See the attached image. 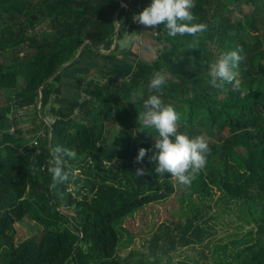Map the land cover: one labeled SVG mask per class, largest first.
<instances>
[{
  "label": "trees",
  "instance_id": "16d2710c",
  "mask_svg": "<svg viewBox=\"0 0 264 264\" xmlns=\"http://www.w3.org/2000/svg\"><path fill=\"white\" fill-rule=\"evenodd\" d=\"M124 1L128 11L118 0H0V135L12 131L8 143L0 142V264H161L164 256L169 263L178 248L208 241L214 218L208 201L223 204V212L245 228L210 249L213 264H264V0H195L193 22L207 25L197 48L189 47L196 38L170 37L160 24L155 57L134 61L121 42L127 34L137 36L142 25L133 16L151 0ZM85 41L90 44L75 59ZM237 46L246 61L228 91L220 92L208 83V64ZM93 56L106 65L91 77L90 69L77 66ZM124 57L127 65L120 63ZM124 66L129 71L119 78ZM156 71L172 75L153 93L148 85ZM62 74L73 75L78 92L67 110L56 105ZM151 94L180 113L178 133L208 141L206 167L190 187L168 173L156 175L148 162L158 133L142 127L137 116ZM30 108L33 129L25 130L11 114ZM46 115L52 120L46 122ZM25 131L37 135L26 142ZM57 145L77 157L65 165L69 182L53 190L47 168ZM140 148L149 151L136 163ZM138 168L148 174L137 177ZM172 195L181 198L184 222L159 226L146 254L130 251L120 258L123 222ZM25 218L37 230L15 242L14 225Z\"/></svg>",
  "mask_w": 264,
  "mask_h": 264
},
{
  "label": "clouds",
  "instance_id": "9594fccd",
  "mask_svg": "<svg viewBox=\"0 0 264 264\" xmlns=\"http://www.w3.org/2000/svg\"><path fill=\"white\" fill-rule=\"evenodd\" d=\"M194 7L195 0H151L150 5L133 16V21L145 27L164 24L170 37L186 34L192 36L196 39L189 47L196 49L198 37L207 31V25L193 22L197 19L192 12ZM133 33L127 34L129 44L133 42ZM243 53V48L237 46L235 50L221 52L214 62L208 64V83L212 88L220 92L228 91L227 85L236 81L240 65L246 61V54ZM166 82L164 74L160 71L153 72L148 89L153 93L159 92ZM143 107L144 111L138 113L137 122L142 127L152 128L158 133L154 138L155 143L148 162L155 165L156 175L163 176L168 173L178 184L190 187L197 175L206 167L207 156L210 153L207 139L203 135L189 137L187 134L178 133L180 113L172 105L166 104L160 95H149L144 100ZM148 151L140 148L135 162L141 163ZM50 153L52 159L49 161L47 171L52 181L50 188L55 190L58 185L69 182L72 173L66 170L65 165L68 160L76 159L77 153L62 145L52 147ZM147 174L143 168L136 169L137 177ZM57 194L63 198V193Z\"/></svg>",
  "mask_w": 264,
  "mask_h": 264
},
{
  "label": "rangeland",
  "instance_id": "374dc122",
  "mask_svg": "<svg viewBox=\"0 0 264 264\" xmlns=\"http://www.w3.org/2000/svg\"><path fill=\"white\" fill-rule=\"evenodd\" d=\"M154 28L155 27H145L142 25L138 30L139 33L137 34V36L133 34V38H135L136 40L135 42L129 44L127 43V38H124L122 40L121 49L124 47L126 49L129 48V61H134L137 58H141L143 60H151L155 57V52L157 51L159 46L154 41ZM113 46L114 44H112L111 49L113 48ZM101 52L107 53L109 52V50H102ZM83 61H81L77 67L78 69H90L89 75L91 77H94L95 73H93V71L100 69L102 63L106 65V62H102L99 57L94 58V56L92 57L91 66H84ZM120 63H124V61ZM107 65L110 64L107 63ZM113 65V67L110 65L111 69L113 71H117L115 64ZM71 70L74 71V68H70V70H68V73H71ZM128 71L129 67L123 68L122 71H118V77H125V74H127ZM169 72L166 71L164 73L166 78L171 77L172 72ZM79 74V72H76L73 75L78 76ZM72 76L67 74H62L61 76V87L64 92L62 93L63 96L60 97L58 101H56V105L59 104L64 109H67V103L69 101H74L78 98L77 90H75L73 81L74 79L72 78ZM4 95L5 93L0 91V103L3 101ZM13 114L18 118L20 127L25 130L28 128L33 129V125H31L33 110L31 108L29 110L19 109L12 113L11 116H13ZM49 118V115L45 116V121H48ZM116 129L117 126H113V128H110V134L113 135ZM11 132L12 131H10L9 133ZM9 133L1 134L0 142L8 143L7 140H9L11 137ZM38 134H40V132ZM36 135L37 134L25 131L24 140L26 142H30L32 141L31 139ZM177 197L178 196L176 195H172L169 199L163 202L150 204L147 207L140 209L139 211L134 213L133 216L123 222V230L121 231L122 239L119 242L120 245L117 251V254L120 258L126 257L130 251H136L146 254L149 238L154 232L158 231L157 229L159 226L165 223H174L176 221L184 222V205L180 202L181 198ZM213 199L215 200L216 196ZM208 203L211 206L208 215L214 217L210 220V222H212L211 226H213V228L211 236L207 238L208 241H205L199 245H194L192 247L178 248L176 252L171 254L169 263L166 262V256H164V258L159 257L161 264H181V262H185L186 264H213L211 258L212 252L210 251V249H212L215 245L228 243L235 238V234L237 232L243 231L245 229L238 227V222L236 221L235 217L231 215V213L225 212L226 210H224L223 212V204H219L217 206L213 201H208ZM14 227L15 242H20L21 240L35 233L37 230V226L35 227L34 223L27 218L19 223H15Z\"/></svg>",
  "mask_w": 264,
  "mask_h": 264
},
{
  "label": "water",
  "instance_id": "95a60500",
  "mask_svg": "<svg viewBox=\"0 0 264 264\" xmlns=\"http://www.w3.org/2000/svg\"><path fill=\"white\" fill-rule=\"evenodd\" d=\"M119 1V3H120V5H121V7H124L125 8V10L126 11H128L129 10V7H128V5L126 4V2L124 1V0H118ZM119 26H120V24H118V26L116 27V30L114 31V33H113V36H116V34H117V32H118V29H119ZM86 44H90V42L89 41H85L83 44H82V46L80 47V49H79V51H78V53H77V55H76V57H75V59L79 56V54L82 52V50H83V48H84V46L86 45ZM92 48L94 49V50H96V51H99V50H101V46H94V45H92ZM75 59H73L72 61H74ZM67 65H63V66H60V67H58L42 84H41V86L39 87V90H41V88L43 87V85L47 82V81H49L50 79H52L56 74H58L59 72H61L65 67H66ZM41 94V93H40ZM46 116H48V115H46ZM50 119V118H49ZM46 122H48V121H46ZM49 129H50V125L48 124V131H49Z\"/></svg>",
  "mask_w": 264,
  "mask_h": 264
},
{
  "label": "crops",
  "instance_id": "0c3cea01",
  "mask_svg": "<svg viewBox=\"0 0 264 264\" xmlns=\"http://www.w3.org/2000/svg\"><path fill=\"white\" fill-rule=\"evenodd\" d=\"M122 61H124V63H121L122 65H125V64L127 65V64H128V61H127L126 57L122 58L121 62H122ZM91 63H92V60H87L86 62H84V64H85L86 66L91 65ZM130 65H132V64H130ZM122 70H123V68L120 69V70H118V71H122ZM72 78H73V77H72ZM62 91H63V90H62ZM63 92H64V91H63ZM63 92H62V93H63ZM62 93H61V95L59 96V99H60V97L63 96ZM77 93H78V92H77ZM59 99H58V100H59ZM58 100H57V101H58ZM75 100H77V99H75ZM69 102H74V101H69ZM69 102H68V103H69ZM68 103H67V106H68ZM57 104H58V103H57ZM57 106H59V107H61L62 109H64V108H63L61 105H59V104H58ZM64 110H67V109H64ZM50 120H52V119L50 118L49 121H50ZM12 130H13V129H12Z\"/></svg>",
  "mask_w": 264,
  "mask_h": 264
},
{
  "label": "bare ground",
  "instance_id": "6f19581e",
  "mask_svg": "<svg viewBox=\"0 0 264 264\" xmlns=\"http://www.w3.org/2000/svg\"><path fill=\"white\" fill-rule=\"evenodd\" d=\"M39 107V106H38Z\"/></svg>",
  "mask_w": 264,
  "mask_h": 264
}]
</instances>
